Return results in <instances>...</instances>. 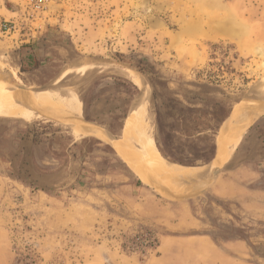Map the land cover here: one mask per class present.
I'll return each instance as SVG.
<instances>
[{"label": "rangeland", "instance_id": "obj_1", "mask_svg": "<svg viewBox=\"0 0 264 264\" xmlns=\"http://www.w3.org/2000/svg\"><path fill=\"white\" fill-rule=\"evenodd\" d=\"M73 3L85 31L90 20L102 21L97 43L109 37L101 51H85L43 21ZM59 5L34 19L18 0L0 8V22L16 24L0 33V264L26 254L34 264H264V0ZM87 39L94 42L93 33ZM33 91L45 101L16 114V95ZM216 104L231 116L241 108L256 115L223 154L231 116L220 124L214 142L223 165L213 182L215 158L186 167L198 177L149 184L145 164L118 148L135 118L163 158L157 109L169 125L189 108L202 111L203 123ZM32 130L44 132L36 144ZM204 135L174 129L170 149L190 156L203 149ZM22 152L39 188L17 178Z\"/></svg>", "mask_w": 264, "mask_h": 264}, {"label": "bare ground", "instance_id": "obj_2", "mask_svg": "<svg viewBox=\"0 0 264 264\" xmlns=\"http://www.w3.org/2000/svg\"><path fill=\"white\" fill-rule=\"evenodd\" d=\"M26 93L27 94L16 95L15 99L11 102V105L15 104L17 106L12 108L16 114H22L32 110V106L30 105L31 103L38 104L45 101L46 96L44 94L37 95L34 94L35 93L34 91L32 92L33 94H30L29 92ZM20 96H22L23 99H21ZM253 110L256 111L255 109ZM255 115L256 112L251 116V114L247 113L244 108L243 109L241 108L228 119L224 130V138L222 141L223 147L220 148V154H223L225 149L227 151L233 149V147L238 142L243 131L253 121ZM134 121L132 120V118H130L127 121V124L123 129L121 143L119 144L118 148H120V151L123 154H125L126 157L129 160H132L134 163L141 164L142 162L143 164H145L144 167L141 168L145 182H148L149 184L151 182L152 183L160 182V184H162L164 182H167L168 180L170 181L174 179L175 180L192 179L199 176L198 174L192 172V170L195 169L180 167L166 162L152 146L153 145L152 142L150 143L152 145H150L148 142L143 141L141 125L139 123H135ZM218 154L216 153L215 161H217V156H219ZM223 160L224 158L221 159V161ZM219 162L220 160L217 161V163H215L214 165L216 167L222 166L223 164L220 165ZM194 181L197 180L195 179Z\"/></svg>", "mask_w": 264, "mask_h": 264}, {"label": "trees", "instance_id": "obj_3", "mask_svg": "<svg viewBox=\"0 0 264 264\" xmlns=\"http://www.w3.org/2000/svg\"><path fill=\"white\" fill-rule=\"evenodd\" d=\"M132 87L135 89V91L137 90L135 86L132 85ZM230 111H231L230 107L223 108L221 105L216 104L214 108L211 110V112L207 113L208 114V118L206 119L207 123L205 121H203L202 123L203 119L201 118L202 115H200L202 114V111L191 108L183 109L181 110L179 115L175 116L172 119L173 124L169 125L165 121L166 114L161 112L160 109H157L156 119H157L158 135H159V139L157 140V148H158L157 150H159L158 152L161 153L163 158L167 159L172 164H176L179 166L199 167L211 163L214 157L215 149L217 153V148L219 147V145L217 146L214 142L215 136L218 132L220 124L222 123L224 124L225 121L231 116ZM199 118H201V123L199 122ZM202 124L205 126L204 130L202 128ZM174 129L175 130L183 129L185 133H187L189 138L190 137L193 138L198 134L204 135L205 133L203 137H200L201 140H203V142L205 143V145H203L204 146L203 149H200L199 151L196 150V152L191 154L190 156L182 155L181 152L177 154L176 152L171 150L170 148L173 147H170L172 145L170 142L171 139L173 138L172 132ZM206 132H210V134H206ZM31 134H32V142L36 144L39 141L40 137L44 134V132L37 133L35 130H32ZM184 135L186 136V134ZM25 158L26 156L22 152L21 160L19 161L20 163L17 168V172H18L17 178L22 179L24 182H26L28 185L32 186L33 188H39V185L34 180L31 173H29L25 169V167L27 166V163L25 162ZM41 189L44 190L46 188L42 187ZM17 263L34 264V261L29 256V254H26L25 256H22V258L18 260Z\"/></svg>", "mask_w": 264, "mask_h": 264}, {"label": "crops", "instance_id": "obj_4", "mask_svg": "<svg viewBox=\"0 0 264 264\" xmlns=\"http://www.w3.org/2000/svg\"><path fill=\"white\" fill-rule=\"evenodd\" d=\"M62 6L63 9L62 10H58L53 14H47L46 19H42L45 23H47V25H56L59 27V29L61 31H64L65 33H67L70 37V41L72 44H79V47L84 49L85 51H88L89 53H91L92 51H96L99 52L100 50V43H102V41L105 40V44H107L108 40L107 37H109L108 35H105L102 37V39L98 40L100 41V43H97V39L101 36V33H99L98 28L99 24L102 21H96L95 19L90 20L89 25H87L88 29L87 31H85L84 28L80 27V20L77 19V5L76 4H66V5H59ZM41 20V21H42ZM86 25V24H85ZM83 30V34H84V38L80 37V31ZM93 33V37L95 38L94 42H90L87 39V36L89 34ZM113 41L111 43V45L109 46V50L112 49V46L114 44H117V42H115V37H113ZM102 40V41H101ZM119 40V39H116ZM123 44V42H122ZM108 46V44H107ZM201 237H194L191 238L193 241L197 242V243H201L200 241ZM196 250V249H193Z\"/></svg>", "mask_w": 264, "mask_h": 264}, {"label": "built area", "instance_id": "obj_5", "mask_svg": "<svg viewBox=\"0 0 264 264\" xmlns=\"http://www.w3.org/2000/svg\"><path fill=\"white\" fill-rule=\"evenodd\" d=\"M10 0H0V8L6 7V2ZM21 6L24 8L28 18L34 19L35 17H41L47 12V9L52 5H59L64 0H18ZM28 20V19H27ZM16 24L14 21L3 20L0 22V33L7 34L10 31H14Z\"/></svg>", "mask_w": 264, "mask_h": 264}, {"label": "water", "instance_id": "obj_6", "mask_svg": "<svg viewBox=\"0 0 264 264\" xmlns=\"http://www.w3.org/2000/svg\"><path fill=\"white\" fill-rule=\"evenodd\" d=\"M15 89L16 90H26V91L30 90L29 88H25V87L18 86V85L15 86ZM45 89H46V86L40 87L38 90H45ZM42 117L45 118V119H47L48 121H51V122H56L57 121V120H55V119H53L51 117L45 116V115H42ZM80 121H81V123H83L84 125H86L88 127L98 128L102 132V135L103 136H106V137L109 136V133L106 132L105 129H103L101 126L93 123L92 121L87 120V119H81ZM215 155H216V149H215V152H214L213 159L215 158ZM220 172H221V168H219V166L215 167L214 170H213V172L208 176L209 181L210 182H213L218 177V175L220 174ZM205 191L206 190H202V191L198 192L197 195H200V194H202Z\"/></svg>", "mask_w": 264, "mask_h": 264}]
</instances>
